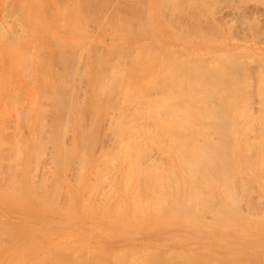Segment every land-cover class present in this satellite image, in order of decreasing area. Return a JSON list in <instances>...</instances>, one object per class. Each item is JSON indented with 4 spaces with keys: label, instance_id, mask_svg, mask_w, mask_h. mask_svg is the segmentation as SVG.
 I'll list each match as a JSON object with an SVG mask.
<instances>
[{
    "label": "bare ground",
    "instance_id": "1",
    "mask_svg": "<svg viewBox=\"0 0 264 264\" xmlns=\"http://www.w3.org/2000/svg\"><path fill=\"white\" fill-rule=\"evenodd\" d=\"M263 21L0 0V264H264Z\"/></svg>",
    "mask_w": 264,
    "mask_h": 264
},
{
    "label": "rangeland",
    "instance_id": "2",
    "mask_svg": "<svg viewBox=\"0 0 264 264\" xmlns=\"http://www.w3.org/2000/svg\"><path fill=\"white\" fill-rule=\"evenodd\" d=\"M249 5H250V6H249ZM248 7H249V8H248ZM248 7H247V11H249V10L252 11L253 8H254L251 4H248ZM254 9H255V8H254ZM260 9H261V8L258 7L257 10H256V11L258 12V14H260V13L263 12L262 9H261V10H260ZM259 12H260V13H259ZM263 22H264V21H263ZM263 22H262V23H263ZM263 25H264V24H263ZM0 220H2V216H1V215H0Z\"/></svg>",
    "mask_w": 264,
    "mask_h": 264
}]
</instances>
